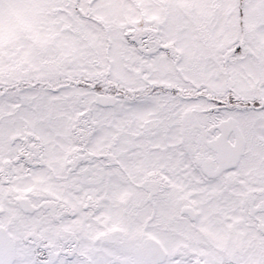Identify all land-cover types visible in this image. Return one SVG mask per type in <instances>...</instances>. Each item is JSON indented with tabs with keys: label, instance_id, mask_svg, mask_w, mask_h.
<instances>
[{
	"label": "snow or ice",
	"instance_id": "obj_1",
	"mask_svg": "<svg viewBox=\"0 0 264 264\" xmlns=\"http://www.w3.org/2000/svg\"><path fill=\"white\" fill-rule=\"evenodd\" d=\"M0 264H264V0H0Z\"/></svg>",
	"mask_w": 264,
	"mask_h": 264
}]
</instances>
